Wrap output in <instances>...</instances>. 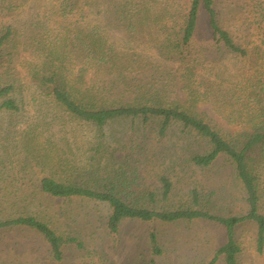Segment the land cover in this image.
I'll return each instance as SVG.
<instances>
[{
  "label": "rangeland",
  "instance_id": "1",
  "mask_svg": "<svg viewBox=\"0 0 264 264\" xmlns=\"http://www.w3.org/2000/svg\"><path fill=\"white\" fill-rule=\"evenodd\" d=\"M189 2L0 0V38L7 29L12 30L0 54V86L14 83L16 90L9 98L21 107L18 114L7 112L0 101V220L34 215L58 234L82 242L81 248L66 246L58 263L36 233L2 231L0 264H196L209 262L225 244V229L204 220H125L119 233L112 235L107 228L111 213L107 204L53 199L35 187L47 175L95 190L115 186L126 203L151 210L197 208L223 217L247 213L245 192L228 157L220 156L206 169L192 163L195 156L212 150L210 142L197 132L174 121L162 135L160 118L115 119L98 127L66 113L40 83L46 74L40 69L44 44L51 42L60 50L57 42L68 39L75 71L83 64L79 58L85 53L76 47L78 36L101 34L117 52L142 58L138 70L127 71V75L129 80L138 79V86L144 89L126 92L124 103L150 98L145 92L156 94L163 104H178L231 138L244 127L229 122L242 118V106L232 105L223 96L232 91L228 99L237 98L241 87L261 79L264 73V0H215L220 26L248 51L247 57L215 44L208 15L201 9L191 48L200 64L193 71L177 61L162 60L157 45L173 26L181 25ZM129 9L135 16V31L123 20ZM186 74H191L193 84L183 77ZM192 94L200 98L197 104ZM262 174L264 184V170ZM163 178L172 185L167 198ZM151 232L157 235L162 250L159 256L152 252ZM256 233L254 224L237 229L242 249L239 264H264V252L259 254L256 249ZM216 264L225 263L220 259Z\"/></svg>",
  "mask_w": 264,
  "mask_h": 264
},
{
  "label": "trees",
  "instance_id": "2",
  "mask_svg": "<svg viewBox=\"0 0 264 264\" xmlns=\"http://www.w3.org/2000/svg\"><path fill=\"white\" fill-rule=\"evenodd\" d=\"M201 9L208 15L209 27L215 44L233 55L247 57L248 51L239 46L231 34L220 26L215 0H190L181 25L179 23L178 26L177 24L173 26L172 32L157 44L160 48L161 59L177 61L186 66L187 71H193L200 64L192 55L191 48L198 28ZM124 15L123 20L128 23L129 29L135 31L136 25L133 20L135 16L131 9ZM11 36L12 30L9 28L0 38V54L5 42ZM77 40L78 46L76 47L85 53L79 58L83 64L75 71L72 68L75 64L69 60L68 39L57 42L61 44L60 50L51 42L49 46L43 42L45 46L40 55L43 59L42 57L39 59L43 60L40 69L46 74L40 77V83L49 91L52 100L69 115L91 122L98 127H103L107 122L115 119L143 118L149 121L151 118H160L162 119L160 134L164 135L172 122L183 124L185 128L207 139L212 146L208 154L198 155L192 159L196 167L209 168L222 155L228 157L233 163L236 178L245 192L248 211L240 216L223 217L197 208L174 211L151 210L129 205L116 194L115 186L108 185L104 190H95L71 181H60L47 175L40 177L35 186L39 192L53 199L91 200L107 204L111 211L107 220V228L112 235L119 233L120 225L125 220L163 223L204 220L223 227L226 231L225 244L215 252L209 262L196 264H216L220 259L225 264H239L238 257L242 249L237 242L236 231L247 224L256 226V249L259 254H262L264 252V184L262 179L264 170V73L261 74V79L249 81L244 88L241 87L237 91L240 92L237 98L233 96L228 99L232 91L223 96L225 101L229 100L232 105H235L233 104L235 102L236 105L242 106L241 113L239 112L243 115L242 118L234 120L231 118L229 122L244 127L242 131L230 138L217 127L185 110L182 106L163 104L156 94L152 96L149 92H145V95L150 98L143 97L137 104L124 103L126 92L135 93L137 88L144 89L138 86V79L129 80L127 75V71L135 73L138 70L136 67L142 62L141 56L128 57L117 52L114 44L101 34L88 37L81 33ZM63 47L65 49L61 51ZM183 77L187 81L190 78L189 82L193 84L191 74ZM134 82L137 86L133 84ZM121 86H124V89H121ZM15 90L14 83L0 86V101L2 109L18 114L21 112L20 105L17 100L9 98ZM237 92L236 95H238ZM193 95L192 98L197 104L200 98L193 97ZM245 106L246 108L243 109ZM243 112L246 114L244 115ZM162 184L163 196L167 198L171 193L172 185L166 178L162 179ZM198 200V195L195 193V204ZM14 229H26L39 235L48 245L53 259L58 263L63 259L66 246L82 247V242L78 238L58 234L49 224L34 215H19L0 220V232ZM149 240L153 254L161 255L162 250L155 232L150 233Z\"/></svg>",
  "mask_w": 264,
  "mask_h": 264
}]
</instances>
